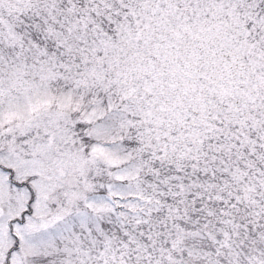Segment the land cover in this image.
Wrapping results in <instances>:
<instances>
[{
	"label": "snow or ice",
	"instance_id": "6c2138e0",
	"mask_svg": "<svg viewBox=\"0 0 264 264\" xmlns=\"http://www.w3.org/2000/svg\"><path fill=\"white\" fill-rule=\"evenodd\" d=\"M0 264H264V0H0Z\"/></svg>",
	"mask_w": 264,
	"mask_h": 264
}]
</instances>
